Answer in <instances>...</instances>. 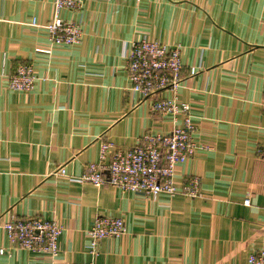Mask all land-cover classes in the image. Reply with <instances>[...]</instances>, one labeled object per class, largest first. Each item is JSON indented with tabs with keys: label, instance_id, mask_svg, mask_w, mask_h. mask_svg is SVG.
<instances>
[{
	"label": "crops",
	"instance_id": "crops-1",
	"mask_svg": "<svg viewBox=\"0 0 264 264\" xmlns=\"http://www.w3.org/2000/svg\"><path fill=\"white\" fill-rule=\"evenodd\" d=\"M82 1L59 13L82 23L81 43L69 47L29 25L50 21L53 0H0V223L62 227L53 258L11 245L0 227V264H246L264 251V0ZM143 38L181 47L178 98L202 147L173 179L180 188L197 175L199 196L52 175L63 166L80 176L102 142L129 148L179 126L180 115L153 112L152 98L129 89L123 42ZM20 61L38 77L28 92L8 90L1 76ZM100 215L122 217L127 231L91 250L86 230Z\"/></svg>",
	"mask_w": 264,
	"mask_h": 264
},
{
	"label": "built area",
	"instance_id": "built-area-1",
	"mask_svg": "<svg viewBox=\"0 0 264 264\" xmlns=\"http://www.w3.org/2000/svg\"><path fill=\"white\" fill-rule=\"evenodd\" d=\"M133 1L138 3L140 0ZM82 5V0H53L50 21L42 25L33 19L29 25L43 28L52 45L70 47L80 44L83 36L82 23L65 20L59 13L63 9L79 10ZM180 55L181 47L178 44H165L149 38L123 42L122 56L127 60L125 67L129 89L142 97L152 98L150 108L153 112L180 115L179 126H173L163 133H147L140 142L129 148H116L110 142H102L98 161L88 164L80 176L71 177L63 166L52 172V175L59 174L73 181L90 183L95 187L108 183L123 192L142 196L155 197L160 193L170 196H199L200 179L197 175L189 176L180 188L173 179L176 166L191 159L196 150L202 147L194 139L198 124L191 117V107L178 98V91L184 86L186 78L182 74ZM201 69L203 68L200 63L192 66L187 76L193 77ZM1 76L4 77L8 90L21 92L32 90L35 80L38 79L32 65L21 61L17 62L12 73L2 72ZM163 90L171 91L172 97H159L158 94ZM0 227L11 245L51 258L58 252V238L62 227L53 220L12 216L0 223ZM126 231L122 217L97 216L86 230L89 247L93 250L100 240L119 237ZM3 251L1 248L0 253ZM246 264H264V251L251 253Z\"/></svg>",
	"mask_w": 264,
	"mask_h": 264
}]
</instances>
